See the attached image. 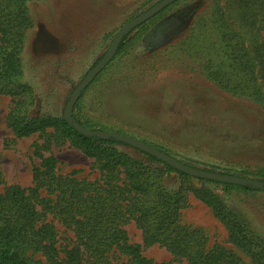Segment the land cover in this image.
I'll list each match as a JSON object with an SVG mask.
<instances>
[{
    "label": "rangeland",
    "instance_id": "rangeland-1",
    "mask_svg": "<svg viewBox=\"0 0 264 264\" xmlns=\"http://www.w3.org/2000/svg\"><path fill=\"white\" fill-rule=\"evenodd\" d=\"M160 0H31L21 54L23 79L34 89V110L59 114L81 79L107 52L119 29ZM226 0H217L225 4ZM213 0H175L157 16L124 55L113 57L82 90L80 117L95 129L120 131L160 146L198 167L250 170L264 168V110L252 100L235 96L209 80L208 69L228 70L222 42L206 30L201 18L213 10ZM205 20V19H204ZM115 54V53H114ZM11 99L0 94V172L4 185H32V168L43 157L56 158L57 171L97 177L90 158L67 141L46 143L34 133L15 138L6 127ZM125 152L141 156L134 147ZM197 187L202 182L190 180ZM205 186L218 196L223 211L241 221L264 241V193L227 194L221 185ZM180 223L200 228L209 245L221 244L244 264L254 258L229 239V232L210 207L191 192ZM49 218V216H48ZM58 242L70 244L72 232L56 220ZM128 240L141 246L153 261H168L170 253L158 244L142 245V233L132 221L123 224ZM31 258L45 259L37 252Z\"/></svg>",
    "mask_w": 264,
    "mask_h": 264
},
{
    "label": "trees",
    "instance_id": "trees-1",
    "mask_svg": "<svg viewBox=\"0 0 264 264\" xmlns=\"http://www.w3.org/2000/svg\"><path fill=\"white\" fill-rule=\"evenodd\" d=\"M29 1L0 0V94L11 99L6 127L15 138L38 133L47 136L45 144L67 141L91 159L97 177L89 180L76 176V171L59 173L53 155L32 168L29 187L4 185L0 172V264H43L31 258L32 252L39 253L46 264H244L221 244L209 245L200 228L180 223L182 210L188 207V192L212 209L236 246L256 264H264V241L229 217L221 199L205 186L207 182L221 185L230 195L264 193L263 167L201 168L179 159L193 168L256 180L263 187L194 177L137 148L141 156L131 155L120 148L129 145L115 138L83 135L64 119L63 111L34 110L36 97L23 79L21 58L27 31L33 26ZM213 2V10L200 20L221 39L228 70L214 66L207 77L222 90L252 100L264 110V0ZM171 5L123 36L114 57L126 54L149 23ZM79 103L77 99L72 107V120L95 129V124L79 116ZM190 180L202 182L201 186ZM54 220L72 232L70 244L58 242ZM128 221L141 230L143 246L158 244L171 259L156 262L144 256L141 246L128 240L123 228Z\"/></svg>",
    "mask_w": 264,
    "mask_h": 264
},
{
    "label": "water",
    "instance_id": "water-1",
    "mask_svg": "<svg viewBox=\"0 0 264 264\" xmlns=\"http://www.w3.org/2000/svg\"><path fill=\"white\" fill-rule=\"evenodd\" d=\"M175 0H160L153 4L150 8L142 12L141 14L135 16L134 18L127 21L116 33L114 36L111 45L107 52L104 54V56L93 66L91 67L88 72L85 74V76L81 79V81L77 84V86L74 88L72 93L70 94L64 110H63V117L64 119L74 126V128L82 133L85 136H97L100 138H115L123 143L128 144L131 147L137 148L138 150L142 152H146L155 158L165 162L166 164L186 173L194 177L214 180L217 182H225V183H232V184H239V185H248L252 184L257 187H263L261 183H259L256 180H252L249 178L241 177V176H235V175H228V174H221L217 172H211V171H205L198 168H193L191 166H188L187 164L183 163L179 159L158 150L154 146L147 144L143 141H140L132 136L122 134L115 131H108V130H98L93 129L90 130L87 127L82 126L81 124L75 122L71 118V111L72 107L75 103V101L78 99L80 92L82 89H84L95 77V75L100 72L104 66L107 64V62L113 57L115 50L117 48V45L119 41L122 39L123 36H125L130 30L135 28L136 26L142 24L147 19L153 17L157 12H159L164 7L168 6Z\"/></svg>",
    "mask_w": 264,
    "mask_h": 264
},
{
    "label": "flooded vegetation",
    "instance_id": "flooded-vegetation-1",
    "mask_svg": "<svg viewBox=\"0 0 264 264\" xmlns=\"http://www.w3.org/2000/svg\"><path fill=\"white\" fill-rule=\"evenodd\" d=\"M173 3V2H172ZM128 34V33H127ZM81 93V92H80ZM148 144V143H147Z\"/></svg>",
    "mask_w": 264,
    "mask_h": 264
}]
</instances>
